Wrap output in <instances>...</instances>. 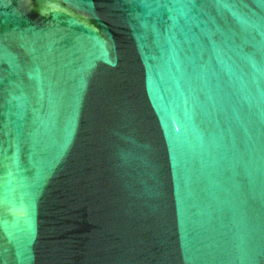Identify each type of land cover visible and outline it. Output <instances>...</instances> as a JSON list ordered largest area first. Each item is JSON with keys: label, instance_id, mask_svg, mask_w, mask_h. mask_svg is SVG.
Listing matches in <instances>:
<instances>
[{"label": "water", "instance_id": "water-1", "mask_svg": "<svg viewBox=\"0 0 264 264\" xmlns=\"http://www.w3.org/2000/svg\"><path fill=\"white\" fill-rule=\"evenodd\" d=\"M0 264H264V0H0Z\"/></svg>", "mask_w": 264, "mask_h": 264}]
</instances>
